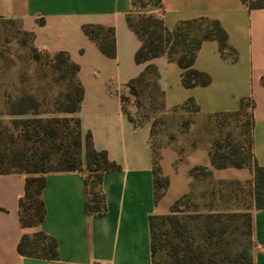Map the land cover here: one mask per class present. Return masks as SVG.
<instances>
[{
  "label": "crops",
  "instance_id": "crops-1",
  "mask_svg": "<svg viewBox=\"0 0 264 264\" xmlns=\"http://www.w3.org/2000/svg\"><path fill=\"white\" fill-rule=\"evenodd\" d=\"M129 13L160 16L173 29L181 20L217 19L235 48L234 59L224 58L216 39H205L198 48L194 67L207 72L206 85L185 86L182 67L168 54L137 63L141 45L127 23ZM0 18L14 19L32 34L40 50H65L80 65L78 78L84 88L77 113L81 128L92 135L96 149H105L119 169L102 174L99 189L106 209L88 213L87 174L84 170H50L42 189L45 216L36 225H23L19 200L27 173H0V264H49L44 257L18 251L24 234L42 230L58 242L63 264H168L155 262L151 253L150 216L166 214L171 205L190 191L191 169L206 166L215 180H253L250 166L212 165L209 153L214 141L210 116L236 111L240 100L253 101L252 153L264 166V7H250L243 0H161L142 8L132 0H0ZM114 27L116 55L109 57L84 32V24ZM149 63L158 69L157 84L163 92L162 108L171 110L188 99L198 105L191 127L205 134L184 155L165 147L157 156L160 174L169 183L156 200L155 146L151 123L135 125L123 110L127 82ZM204 136V137H203ZM253 264H264V208H251Z\"/></svg>",
  "mask_w": 264,
  "mask_h": 264
},
{
  "label": "rangeland",
  "instance_id": "rangeland-1",
  "mask_svg": "<svg viewBox=\"0 0 264 264\" xmlns=\"http://www.w3.org/2000/svg\"><path fill=\"white\" fill-rule=\"evenodd\" d=\"M19 27L14 19L0 18V153L4 155L0 167H22L29 159L43 155L45 167L54 168L58 153L78 149L80 167L89 175L86 132L75 121L77 113L64 110L71 89V71L65 66L55 68L51 62L52 52L34 50L30 36ZM192 33L195 30L192 29L190 35ZM127 106L140 121L151 123L157 156L165 147L178 148L184 155L192 143L205 134L204 129L199 133L191 127L194 114L190 105L166 110L152 86L141 91L138 97L129 94ZM22 108H27L28 112L12 113ZM246 111L248 108L239 114L210 116L213 142L246 147L250 121ZM25 117H40L42 123L51 120L53 127H22L18 121ZM55 117L58 120H53ZM253 202V180L217 181L200 170L192 180L190 191L179 202V231L159 219L156 225L167 243L173 239L182 245L191 242L196 250L208 247L205 256L215 259L214 262L208 260V264H243L252 238L242 213H248ZM208 212L224 214L221 223L212 224L223 225L224 230H218L213 243L206 245L203 219ZM165 252L166 249H159L157 257L163 258Z\"/></svg>",
  "mask_w": 264,
  "mask_h": 264
},
{
  "label": "trees",
  "instance_id": "trees-1",
  "mask_svg": "<svg viewBox=\"0 0 264 264\" xmlns=\"http://www.w3.org/2000/svg\"><path fill=\"white\" fill-rule=\"evenodd\" d=\"M134 6L142 8L148 5H157L161 0H132ZM248 3L250 7H264V0H243ZM127 23L132 28L141 40V45L135 52V61L137 63L148 62L154 57L159 55L168 54L171 60H175L182 67L181 80L185 86L206 85L210 82V75L194 67V60L201 43L205 39H216L219 43V50L224 58L234 59L236 57L235 48L228 42V34L223 28L219 20L200 17L195 19H186L179 21L173 29H169L160 16L147 14V13H129L127 15ZM86 35L94 40L100 50L109 57L116 55V40L114 27L103 26L100 24H84L82 26ZM195 33L190 35L191 30ZM19 30L30 36L32 34L19 27ZM34 50H40L32 44ZM45 51V50H44ZM50 53L48 51H45ZM52 54L51 62L55 68L67 67L71 71L69 78L70 91L67 93L68 105L64 108L65 111L78 113L80 104L83 98L84 88L78 78L80 65L70 58V54L65 50H60ZM158 69L155 64L149 63L146 68L136 77L131 78L127 82L129 93L122 94L124 102L123 110L128 115V118L134 124L140 125V121L128 109L127 101L129 94L138 97L141 91L147 89L148 86L155 88L161 97V106H163L162 97L163 92L157 84ZM138 107L139 104L135 103ZM190 105L193 112L199 109L198 105L193 99H188L184 104L176 107ZM174 107V108H176ZM253 101L249 97H243L240 100V107L233 112L225 113L239 114L244 108L250 116L248 127V138L246 147L242 148L236 144L225 145L220 141L212 143L209 153L211 156L212 165L217 168L228 166L243 167L250 166L254 170V202L253 205L257 208H264V166L259 165L253 157L252 153V113ZM27 108L13 110L12 113H27ZM220 115V114H216ZM53 120H58L56 117ZM79 127H81V120L78 117L75 119ZM22 127H53L47 120L42 123L39 117H25L18 121ZM80 146V142H79ZM86 164L89 168L90 174L86 177L88 197L86 208L88 213L102 214L106 209L104 195L99 189V184L102 179V174L106 170L119 169L120 164L114 160H110L105 149H96L93 145L92 135L90 131L86 132ZM155 153L154 161V186L156 189V200L163 194L168 186L169 180L167 177L160 174V167L158 165L157 153ZM44 157L40 155L33 157L27 163L14 169H2L0 173L9 172L12 170L22 171L27 173L25 192L19 200L20 220L23 225H36L39 224L45 216V204L42 199V189L46 184L45 173L50 170H73L79 169L81 159L78 149H65L58 153L55 161L54 168H47L44 165ZM4 162V155L0 153V165ZM205 173L206 176L212 178V171L206 166H195L191 169L192 177H196L199 171ZM93 178V179H92ZM215 180V179H214ZM217 181H238V180H217ZM188 193V192H187ZM180 196L170 207V211L166 214L151 215L150 228H151V253L152 259L155 262H163L168 264H208V260L214 262L212 257H206L208 247L200 250L194 248L191 242L182 245L179 241L170 239L167 243L163 233L157 228V220H161L167 226L169 225L172 230L179 231V216L177 210L179 202L187 195ZM253 207V206H252ZM224 216L221 212H208L204 216L205 223V241L213 243L212 238L218 233V230H224L223 225L213 226V222L221 223V218ZM245 216L248 225V231L252 236V216L251 210L242 213ZM252 238V237H251ZM205 245V246H206ZM18 251L28 256L44 257L49 260V264H63L59 261L58 242L57 240L45 233L42 230L35 232L32 235L24 234L19 243ZM159 249H166L163 258L157 257ZM195 250V251H194ZM216 252L215 254H217ZM246 260L243 264H253L251 249L246 255ZM235 264V263H234ZM237 264V263H236Z\"/></svg>",
  "mask_w": 264,
  "mask_h": 264
}]
</instances>
